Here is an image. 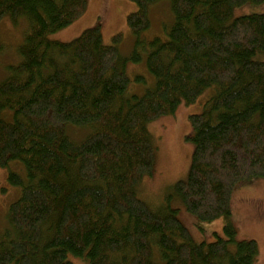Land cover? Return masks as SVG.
<instances>
[{
  "label": "trees",
  "instance_id": "16d2710c",
  "mask_svg": "<svg viewBox=\"0 0 264 264\" xmlns=\"http://www.w3.org/2000/svg\"><path fill=\"white\" fill-rule=\"evenodd\" d=\"M88 1L0 0V21L28 22L21 61L0 81V166L20 161L26 174L8 175L21 194L0 235V264H253L258 244L236 241L230 202L239 184L264 179V13L233 14L264 0H170L166 40L143 35L161 0H129V57L122 36L106 44L100 25L70 42L48 39ZM144 53L156 84L128 96L127 64ZM211 87L203 112L189 117L191 167L172 194L201 221L223 218L225 236L195 243L176 210L154 212L136 188L155 173L148 124ZM69 128L90 132L76 140Z\"/></svg>",
  "mask_w": 264,
  "mask_h": 264
},
{
  "label": "rangeland",
  "instance_id": "374dc122",
  "mask_svg": "<svg viewBox=\"0 0 264 264\" xmlns=\"http://www.w3.org/2000/svg\"><path fill=\"white\" fill-rule=\"evenodd\" d=\"M137 5L129 0H89L86 11L71 28L50 34L48 39L70 42L81 33L100 25L103 40L112 44L116 35H121L120 53L129 57L133 52L134 39L127 26V16L135 12ZM264 13V2L246 3L234 10L233 17ZM150 28L144 32L147 39H167L165 28L173 23L170 0H161L150 9ZM28 22L22 19L13 24L6 16L0 21V81L10 75L9 67L21 61L19 48L23 44ZM127 74L130 78L128 96L143 95L156 84L155 77L146 66V53L141 62H128ZM138 76L144 81H136ZM214 87L207 89L194 104L182 103L177 111L148 124L151 139L156 148L155 173L147 177L136 188L138 198L143 200L154 212L168 208L176 210V216L189 230L195 243L212 242L215 234L224 237L225 220L220 218L213 222L199 220L186 210L179 198L172 194V187L178 181L185 180L190 171L193 143L187 139L192 133L189 117L201 114L204 104L214 94ZM69 134L76 140L83 139L90 130L69 128ZM10 171L19 173L26 179L25 169L20 161L12 162L10 168L0 166V235L10 228L7 215L10 206L20 198L21 189L8 182ZM231 222L236 229V241L254 240L259 247L257 261L253 264H264V179H256L239 184L233 191L230 202ZM76 264H86L82 259H74Z\"/></svg>",
  "mask_w": 264,
  "mask_h": 264
},
{
  "label": "bare ground",
  "instance_id": "6f19581e",
  "mask_svg": "<svg viewBox=\"0 0 264 264\" xmlns=\"http://www.w3.org/2000/svg\"><path fill=\"white\" fill-rule=\"evenodd\" d=\"M151 140V139H150ZM156 154V153H155ZM134 254V253H133Z\"/></svg>",
  "mask_w": 264,
  "mask_h": 264
},
{
  "label": "crops",
  "instance_id": "0c3cea01",
  "mask_svg": "<svg viewBox=\"0 0 264 264\" xmlns=\"http://www.w3.org/2000/svg\"><path fill=\"white\" fill-rule=\"evenodd\" d=\"M71 27H72V26H71ZM71 27H70V28H71Z\"/></svg>",
  "mask_w": 264,
  "mask_h": 264
}]
</instances>
